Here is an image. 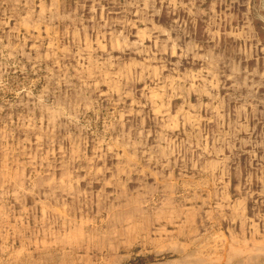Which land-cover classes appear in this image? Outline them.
<instances>
[{
    "label": "rangeland",
    "instance_id": "rangeland-1",
    "mask_svg": "<svg viewBox=\"0 0 264 264\" xmlns=\"http://www.w3.org/2000/svg\"><path fill=\"white\" fill-rule=\"evenodd\" d=\"M0 264H264V0H0Z\"/></svg>",
    "mask_w": 264,
    "mask_h": 264
}]
</instances>
